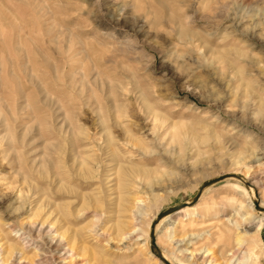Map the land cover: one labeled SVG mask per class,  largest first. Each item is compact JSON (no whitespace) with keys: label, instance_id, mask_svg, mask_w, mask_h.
I'll list each match as a JSON object with an SVG mask.
<instances>
[{"label":"rangeland","instance_id":"374dc122","mask_svg":"<svg viewBox=\"0 0 264 264\" xmlns=\"http://www.w3.org/2000/svg\"><path fill=\"white\" fill-rule=\"evenodd\" d=\"M0 140L4 264H159L215 179L163 254L264 264V0H0Z\"/></svg>","mask_w":264,"mask_h":264},{"label":"bare ground","instance_id":"6f19581e","mask_svg":"<svg viewBox=\"0 0 264 264\" xmlns=\"http://www.w3.org/2000/svg\"><path fill=\"white\" fill-rule=\"evenodd\" d=\"M1 141V140H0ZM107 144L109 145V142H107ZM250 170L251 169H248V170H246L245 171V177L246 178H250ZM261 170H258V172H260ZM245 183H246V181H244ZM235 185V187H236V189L237 190H239V191H241L244 195H250V193L251 194H254V189H260V188H262L263 186H264V181H263V179L261 178V176H260V178H259V180H257V181H251V183H248V185H249V187H248V189L247 188H245V187H243L241 184H239V183H235L234 184ZM208 189V188H207ZM206 191V190H205ZM258 191V190H257ZM258 193V192H257ZM260 193V192H259ZM204 194V191H202V193H201V197H202V195ZM253 196V195H252ZM201 197H200V199H201ZM200 199H199V201H200ZM258 199V198H257ZM198 203V202H197ZM197 203L196 204H193L194 206H196L197 205ZM258 203H259V201H258ZM190 204H188L186 207H184V208H182L179 212H177L176 214H178V213H180V212H182V213H187L188 212V210H191L190 208H193L194 206H189ZM254 207V206H253ZM252 206L250 207V213H248V214H246V216L244 215V217H243V219L245 220V221H247V222H250V223H252L255 227H256V231H257V233H259L260 231H261V229H262V216L260 215V214H264V198L261 196L260 197V205L258 206V210H257V212L255 211V208H253ZM257 209V208H256ZM141 211H142V208L141 207H138L137 208V214H141ZM175 214V215H176ZM235 214L237 215V213L235 212ZM248 215V216H247ZM238 216V215H237ZM169 217H171V215L170 216H168V217H165V218H163L161 221H159V224L155 227V238H156V246H157V248L156 249H154L155 250V252L156 253H158L159 254V259H158V261H159V264H166L163 260H166L167 262H169L170 264H175L174 262H173V260L171 259V258H169L168 257V255H164L163 254V250H162V248H161V246H160V244H159V231H160V229H161V222H163L165 219H167V218H169ZM235 215H231V216H229V217H227V221L232 225V226H236V227H238L239 228V230L241 231L240 233H239V235H238V240H239V242H240V246L242 247L243 246V243H244V234H246L247 233V231L246 230H244V229H242V228H240V226L236 223V221H235ZM23 225V228H24V230H27L29 233H31V234H35L38 238H40V237H42L43 235V233H44V226H39V224L38 223H26V224H22ZM180 225V223H179V221H178V219H176V220H174V221H172V225H170V226H166V227H164L163 228V231L164 232H162V233H164V234H168L169 235V239H174L175 237H176V234H175V231H174V228H176V226L178 227ZM182 227H184L183 225H182ZM49 234V233H48ZM190 239L191 238H188V237H186V238H181V239H177V240H175V245H176V248H177V250H178V252L180 253V254H182V255H184V256H186V257H188V260H191V261H193V260H198V254L197 253H194L193 251H191L190 250ZM47 243H49V247H48V249H46V252H47V250L48 251H53L54 253H56V254H58V253H61L62 252V254L60 255V262H65V263H62V264H69L71 261H77V256H76V254L73 252V250H71V249H69V248H67V249H64L63 247H64V241L63 240H57L56 238H54V239H52V240H48L47 241ZM44 246V245H43ZM44 248H45V246H44ZM47 248V247H46ZM1 249V248H0ZM153 250V251H154ZM239 251V249L237 250V252ZM236 252V253H237ZM45 253V252H44ZM209 253V252H208ZM201 254V253H200ZM154 254L151 252V256H153ZM179 256V255H178ZM235 256V255H234ZM158 257V256H157ZM206 257H208V255H206L205 257H204V259L202 260L203 262L202 263H204L205 262V260H206ZM17 258V257H16ZM178 258V257H177ZM180 258V257H179ZM181 259V258H180ZM79 260V259H78ZM237 259L236 258H234V259H232L230 262H228V263H230V264H245V261L244 262H239V263H237V261H236ZM66 261H68V262H66ZM190 261V262H191ZM211 261V260H210ZM0 262H1V264H4V259H0ZM23 262H19L18 264H22ZM13 264H17V259H14L13 260ZM211 264V263H210Z\"/></svg>","mask_w":264,"mask_h":264},{"label":"water","instance_id":"95a60500","mask_svg":"<svg viewBox=\"0 0 264 264\" xmlns=\"http://www.w3.org/2000/svg\"><path fill=\"white\" fill-rule=\"evenodd\" d=\"M221 179H215V180H211L210 182H208V183H206L205 185H204V188H206V187H208V186H210V185H212V184H214V183H216V182H218V181H220ZM204 188L200 191V193L194 198V200H193V202L191 203V205H193V204H196L198 201H199V199H200V197H201V193H202V191L204 190ZM188 204L187 203H184V204H182V205H180V206H177V207H174V208H172V209H170V210H167V211H165V212H163L162 214H159L158 216H157V221L159 222V221H161L163 218H165V217H168V216H170V215H173V214H176L177 212H179L182 208H184V207H186ZM155 225L156 224H154L153 225V228H152V246H153V248L154 249H156L157 248V246H156V238H155ZM166 264H170L169 262H167L166 260H163Z\"/></svg>","mask_w":264,"mask_h":264}]
</instances>
